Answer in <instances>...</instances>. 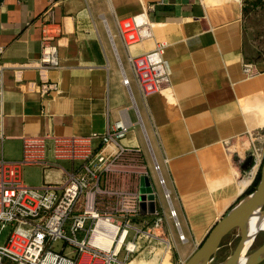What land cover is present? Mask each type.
<instances>
[{
    "label": "crops",
    "instance_id": "crops-1",
    "mask_svg": "<svg viewBox=\"0 0 264 264\" xmlns=\"http://www.w3.org/2000/svg\"><path fill=\"white\" fill-rule=\"evenodd\" d=\"M49 2L0 0V159L18 162L24 184L60 182L67 171H81L101 146L100 134L124 119L130 126L122 142L140 149L155 201L150 208V198L140 196L138 224L164 210L160 229L173 246L164 253V243L138 234L135 250L122 249L118 257L181 264L249 187L258 170L251 165L264 156V52L251 38L264 29L250 32L249 22L264 12V0H56L59 65L39 68L41 16ZM143 10L154 23L152 35L127 48L116 18ZM157 41L166 42L170 84L143 96L128 53ZM244 60L258 72L246 76ZM43 80L58 81L59 91L42 96ZM29 167L38 172L23 178ZM63 250L74 253L68 245Z\"/></svg>",
    "mask_w": 264,
    "mask_h": 264
},
{
    "label": "built area",
    "instance_id": "built-area-1",
    "mask_svg": "<svg viewBox=\"0 0 264 264\" xmlns=\"http://www.w3.org/2000/svg\"><path fill=\"white\" fill-rule=\"evenodd\" d=\"M49 1L41 16V48L36 63L39 68L59 65L57 39L62 27L51 15L56 0ZM153 24L147 10L116 18L118 32L127 48L151 36ZM165 46V41H157L148 51L128 53L143 96L170 84L171 68L164 55ZM242 70L251 76L259 68L253 61L244 60ZM123 81L128 84L126 76ZM38 91L42 96L56 93L59 83L40 81ZM129 126L124 119L113 121L100 134L102 144L84 161L82 170L67 171L60 182L24 184L19 179L18 162L0 159V231L10 225L5 241L0 243V264H132L118 254L122 249L126 255L135 250L134 239L138 234L161 241L164 253L170 252L172 239L160 229L166 218L164 210L154 209L149 222L138 224L140 178L148 175V167L138 147L122 142ZM261 160L256 159L251 169H259ZM153 167L164 185L155 159ZM253 180L248 181L249 186ZM164 195L170 202L165 186ZM169 207L168 214L179 229L176 211L171 203ZM130 231L133 239L127 238ZM78 232L83 235L79 237ZM97 233L110 237L109 242L95 241ZM178 236L185 238L180 230ZM57 240L63 241L59 249L53 247ZM66 245L74 249L73 254L64 252Z\"/></svg>",
    "mask_w": 264,
    "mask_h": 264
},
{
    "label": "water",
    "instance_id": "water-1",
    "mask_svg": "<svg viewBox=\"0 0 264 264\" xmlns=\"http://www.w3.org/2000/svg\"><path fill=\"white\" fill-rule=\"evenodd\" d=\"M143 198L148 197L150 208L155 206L151 185L146 176H143L140 184ZM144 200L140 202V209ZM264 208V156L259 165V177L255 186L232 203L213 223L205 236L181 264H258L264 260V230L250 232V228L258 212ZM236 229L237 242L231 252L218 257V252L224 237ZM263 232L261 242L254 248L250 245L255 237ZM251 238V241L248 240Z\"/></svg>",
    "mask_w": 264,
    "mask_h": 264
},
{
    "label": "rangeland",
    "instance_id": "rangeland-1",
    "mask_svg": "<svg viewBox=\"0 0 264 264\" xmlns=\"http://www.w3.org/2000/svg\"><path fill=\"white\" fill-rule=\"evenodd\" d=\"M253 18L252 20H249V22H251L250 24H252L253 29L250 31H256L257 28L262 27L264 29V12L260 15H251ZM252 36V35H251ZM253 39V44L254 43H259L261 46V51L264 52V33L263 35L260 36H256L253 34V36L251 37ZM36 172H38L35 169ZM34 171V169H32V167H29V169H25L23 170V178H26L27 176H35L36 172ZM88 224V222L86 223V225ZM9 224H7L1 231H0V243L5 241V238L10 230L9 228ZM83 235V232H78V236L81 237ZM263 238V232H260L254 239V241L252 242V244L250 245V249L254 248L256 245H258L261 240ZM238 239V234H237V230L234 229L231 232H229L223 239L222 241V245L220 247V250H223L221 252V254L226 255L229 252H231L232 248L234 247L235 243L237 242ZM63 243L62 240H57L53 243V247L56 249H59L61 244ZM69 249V248H68ZM120 257L122 256V253L119 255Z\"/></svg>",
    "mask_w": 264,
    "mask_h": 264
},
{
    "label": "bare ground",
    "instance_id": "bare-ground-1",
    "mask_svg": "<svg viewBox=\"0 0 264 264\" xmlns=\"http://www.w3.org/2000/svg\"><path fill=\"white\" fill-rule=\"evenodd\" d=\"M255 230H260V231H263L264 230V208H262L255 220L253 221V224L250 228V232L252 231H255ZM110 237L106 236V237H103L100 233H97L96 236H95V241L97 242H100L102 244H105L107 242H109V239ZM251 241V238L248 240V242Z\"/></svg>",
    "mask_w": 264,
    "mask_h": 264
},
{
    "label": "trees",
    "instance_id": "trees-1",
    "mask_svg": "<svg viewBox=\"0 0 264 264\" xmlns=\"http://www.w3.org/2000/svg\"><path fill=\"white\" fill-rule=\"evenodd\" d=\"M254 3V2H253ZM258 177H259V169H258V171H257V173H256V175H255V178H254V180H253V183H252V185H250L241 195H243V194H245L246 192H248L249 190H251L254 186H255V184H256V182H257V180H258ZM223 250H219V252H218V257L219 258H222L223 256H225V255H223V254H221V252H222Z\"/></svg>",
    "mask_w": 264,
    "mask_h": 264
}]
</instances>
